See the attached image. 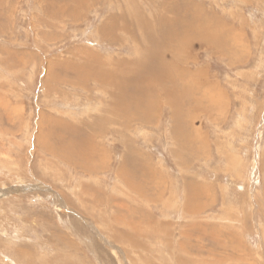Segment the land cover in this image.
I'll list each match as a JSON object with an SVG mask.
<instances>
[{"label": "rangeland", "instance_id": "1", "mask_svg": "<svg viewBox=\"0 0 264 264\" xmlns=\"http://www.w3.org/2000/svg\"><path fill=\"white\" fill-rule=\"evenodd\" d=\"M146 24L187 49L127 123L63 65L123 74ZM0 264H264V0H0Z\"/></svg>", "mask_w": 264, "mask_h": 264}, {"label": "bare ground", "instance_id": "2", "mask_svg": "<svg viewBox=\"0 0 264 264\" xmlns=\"http://www.w3.org/2000/svg\"><path fill=\"white\" fill-rule=\"evenodd\" d=\"M119 18H120V16H119ZM117 19L118 18L110 17L109 18V22L103 24V26L101 27L100 34L101 35L104 34L105 33L104 32L105 29L108 28V32H107V34L105 36L112 38L110 40L113 43H115L117 46L122 48L123 45H124V42H123V40H121L119 38V36H118L119 34L118 33H121L120 35H124V36L126 35L127 37H129V40H131V43L133 45H136L137 37H135V36L131 37V35L128 36V34H130L131 31H134L135 29L138 30L139 29V24L136 25V24L133 23L132 25H130L129 23H127L128 24L127 25L125 23V19L123 17H122V21L121 22L118 21ZM179 21H177V23ZM163 22H165V20ZM182 22H184V21H182ZM112 23L115 24V25H113ZM185 24H186V22H185ZM183 25L184 24L182 23V26ZM191 26H192V24H191ZM147 27H148L147 24L145 26L140 25V28L142 29L141 31L144 32V34H140V35L142 36V40H143V44H144L145 52H146L145 62L142 63V64H139L137 66H133L132 63L127 64V68L125 70V73H123V74H118L117 71H119V70H121V69H123L125 67V64H124V62L126 61L125 59L116 60L117 63L116 64H112L115 67L111 68L112 67V66L110 67L111 64L110 65H105L104 63L101 62L103 60L98 59L97 57H94L90 53L87 54L88 56H90V59L89 58H86V59L82 58L81 60L84 61V62H82L80 65L79 64H72L70 62L63 65V68H65L66 70L67 69H74L75 72H78V73H76L77 81H76L75 86L77 85V86L80 87V85H82V83H84L86 81V79H89L90 77H91L90 79H92L91 81H93V80L94 81H96V80H98V81H108V83H106V87H110L112 90L116 89V97H117V99L119 100L121 98L119 101H117V104L114 105V109L112 110V113H113L112 116H115V117H118V118H121V119H123L125 117L127 119L126 120L124 119V120L127 123L129 121H128V117H126L127 116V109H125V107H126L125 103H126V100H127V97H128L127 92H126V90L128 89V85H132L135 88L134 91L139 93L140 91H143V86L141 84L146 82L147 80H150L153 76H161V75L165 74L166 76L171 78L172 82H177L179 80V78H180V76H179L180 74L177 75V70H175V71L169 70V66L170 65L167 64L164 61L165 59H163V56L167 55L168 57H170V58H172L174 60L179 59L177 57V54L180 53V51L184 48L185 44L183 46H178L176 41H177V39H179V36L183 37V34H185V32H181L179 36H177V35L175 36L173 34V32H172L173 30H172L170 37H167L166 35L165 36H161L162 33H160V36H161L160 37V36H155L153 33H148V28ZM173 27H176V26H173ZM163 31H165V30H163ZM213 31H214V29H213ZM198 32L199 31H196L195 33H198ZM168 33L170 34V32H168ZM168 33H166V34L168 35ZM202 33H201V35H202ZM204 34L202 36H204ZM189 37H191V36H188V39H190ZM179 42L185 43V38L182 39V40L180 38ZM185 48H186V46H185ZM131 49H132V54H134V56L136 55V58H137L138 57V53L136 52L135 49H133V48H131ZM183 52H185V51L182 50L181 53H183ZM181 58L183 59V57H181ZM116 73H117V75H116ZM161 78L165 79L164 77H161ZM200 84L201 83H192V84L187 86V90L190 91V89H192L194 87H198ZM150 89H152V91L154 90V87H153L152 84H150ZM107 91H108V89H107ZM173 91H172L171 95H169V96L173 95ZM169 92H170V90H169ZM147 93H148V95H146V96L149 98V102H150V97L152 95V92L149 91ZM186 94H187V92H186ZM146 108H148V107H146ZM116 121H118V120H116ZM95 122L97 123V121H95ZM98 124H97V126H99ZM72 144L71 145H67L68 147L66 146V148H68L70 150L72 148H75V147H73L74 144H73V146H72ZM94 166H96V165H94Z\"/></svg>", "mask_w": 264, "mask_h": 264}]
</instances>
